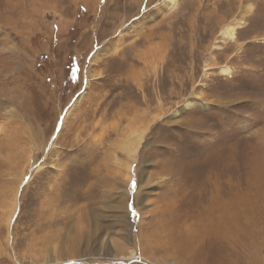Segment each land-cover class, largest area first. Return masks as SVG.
<instances>
[{
	"label": "rangeland",
	"instance_id": "1",
	"mask_svg": "<svg viewBox=\"0 0 264 264\" xmlns=\"http://www.w3.org/2000/svg\"><path fill=\"white\" fill-rule=\"evenodd\" d=\"M50 1L0 0V204L18 190L19 205L12 225L0 223V264H264V161L250 164L251 147L264 149V0H252L235 41L220 32L248 0H179L162 18V0ZM169 28L173 41L202 43L185 72L175 66L187 47L169 45L157 70L184 73L183 86L164 79L160 103L142 102L119 84L149 64L127 52H161ZM139 30L155 34L132 48ZM143 119L128 192L116 161Z\"/></svg>",
	"mask_w": 264,
	"mask_h": 264
},
{
	"label": "bare ground",
	"instance_id": "2",
	"mask_svg": "<svg viewBox=\"0 0 264 264\" xmlns=\"http://www.w3.org/2000/svg\"><path fill=\"white\" fill-rule=\"evenodd\" d=\"M31 1V0H30ZM52 1V0H51ZM50 1V2H51ZM84 1V0H83ZM149 1V0H148ZM42 2V1H41ZM140 2V0L138 1ZM33 3V2H32ZM35 3V2H34ZM37 3V2H36ZM43 3V2H42ZM39 4V3H38ZM50 4V3H49ZM46 5V4H45ZM43 6V5H42ZM179 6V0H162V2L157 6L156 8V12L155 14L157 16H160L161 18L166 16L167 14H170L174 11V9H176ZM30 7V6H29ZM33 7V6H32ZM38 7L40 6H34V8H32L31 10H33V12L36 14L38 12ZM51 7V6H50ZM129 7V6H126ZM44 8V7H43ZM49 8V7H47ZM42 9V8H41ZM254 10V4L252 2V0H248L245 4H243V8H242V12H241V16L233 19L231 22L225 24L222 29H221V36L225 39V40H231V41H235L236 37V33L237 30L240 28H243L244 25L246 24L245 21V16L249 15L252 11ZM149 9L145 10L143 14L138 15L136 17V19L132 20L131 22L128 23L127 26H125V28L120 30V35L124 33H126L127 31L131 32L132 30H136L138 26H141L144 24L145 20L147 18H149L151 15V12L149 11ZM42 12V11H41ZM46 12V11H44ZM148 12V13H147ZM171 15V14H170ZM114 18H119L120 16H118V14H114L113 15ZM160 18V19H161ZM149 23V22H148ZM169 26V25H168ZM193 26V25H192ZM200 26V25H199ZM171 28V27H170ZM168 29L167 33H162L161 32V38H162V42H160V51L161 52H157L153 49H149L146 48L144 49L143 53L141 52L140 54H132V50L127 52V58L130 60H141L144 63L149 64V66L147 67V73H142L141 70L140 71H136L133 70L131 68L132 64L129 63L128 59H124L125 63L130 64V66L128 67V69L125 71V67L123 66L122 68L119 69V72L122 74L123 71L128 72L130 70L131 73L125 74L123 76V79L121 80V83L119 84V86L121 88H125V90H129L132 91V88L134 89V91L137 89L140 91V96L142 98V102H153V101H157L160 103V99H162L164 97V79H169V80H173L172 82L173 84H176V86H183L182 82H184V79L182 78V75L184 76V73L181 75H177L176 72H170L168 73V68L165 67V65L161 66L158 72L157 70V65L159 63L160 60H162V57L164 56V51L166 52L167 48L169 47V45H172L173 43H179L181 46L183 47H187L186 50H188V54L186 55H179L176 59V61L180 60L183 61L185 64V66H175L177 68L183 69V72L187 71V63L188 60L192 57V55L197 51V45L202 43V40H197V42H190V44L186 43L185 41H180L179 39L176 41H173L172 39L175 38L174 35H171V32L174 29ZM193 28V27H192ZM200 28V27H199ZM199 28H197V31L199 30ZM194 30V29H193ZM192 32V31H191ZM138 34H140V37L138 39H136V41L132 44V48L135 47L137 44L139 43H143V42H148L151 41L153 39V36L155 34L154 31H151V33H142V30H139ZM199 34V33H198ZM206 32H202V37H205ZM191 35V34H190ZM192 37V36H191ZM197 38V37H196ZM238 39V38H237ZM236 39V40H237ZM170 40V41H169ZM151 44V43H150ZM156 45V44H155ZM219 45L217 44V42H215L214 47H218ZM141 47V46H140ZM158 48V47H157ZM171 48V47H170ZM185 50V51H186ZM150 52L152 55H148L147 52ZM148 52V53H149ZM167 53V52H166ZM126 54L125 51H123L122 56ZM147 54V56H146ZM150 56V57H149ZM165 58V57H163ZM166 59V58H165ZM210 60V58H209ZM163 62V61H162ZM134 65V64H133ZM152 65V66H150ZM208 67L210 66V63L208 62L206 64ZM214 65H212L213 67ZM149 67L151 69V71H149ZM134 68V67H133ZM178 70V69H177ZM144 71V70H143ZM221 71L222 73H226V74H230L233 70L228 66V65H222L221 66ZM124 72V73H125ZM145 75V77H143ZM100 76V78L103 79V81H108L111 80L114 75L112 76ZM142 79V81H141ZM90 79H86L85 82V87L83 92L81 93L79 97V99L81 97H83V95L85 94L86 89L89 87L90 84ZM182 81V82H180ZM120 82V81H119ZM114 83V82H113ZM104 85V84H103ZM173 88V87H172ZM171 89V88H170ZM171 91V90H170ZM126 92V91H125ZM144 92H146V94H144ZM173 93V92H172ZM122 94V93H121ZM128 95V94H127ZM171 95V94H170ZM122 95L118 96L119 99H121L122 101ZM132 96H130L131 98ZM124 99V98H123ZM205 100V104H208V101L203 98ZM113 101H116L115 98L113 99ZM77 104V103H76ZM124 105V104H123ZM149 105V104H148ZM187 106V108H191L194 106V104L192 102H187L185 104ZM75 106V104H74ZM129 109H132L133 107L131 105H127ZM150 106V105H149ZM163 108V107H162ZM135 109V108H134ZM137 110H139L138 108H136ZM165 109V108H164ZM122 110V109H121ZM131 111V110H130ZM136 111V110H135ZM140 111H142L141 115H139V118H145V116H147L148 111L147 109L143 108L140 109ZM159 114H156L153 116V121L156 120H161L162 117H164V113L159 110ZM94 113V112H93ZM147 119V118H145ZM143 119V121L145 120ZM152 121V122H153ZM145 122V121H144ZM146 123V122H145ZM150 123V121H149ZM142 124V123H141ZM93 125V124H92ZM139 125V124H138ZM151 125V124H149ZM149 125L146 123H143V126L141 127V129H136V130H132L129 135L125 138L126 141V145L122 146V150L125 152L126 156L124 157L123 160H117L116 162H119V166L118 169L122 170V168L125 167V179L124 182L126 184L127 187H129L127 189V191L129 192L130 190V184H131V171H133L134 167L136 168L140 163V147L141 144L146 140V134L147 131L149 129ZM154 125V124H153ZM178 125V124H177ZM151 128V127H150ZM114 131V130H112ZM90 135V134H89ZM252 135H248L245 137V140L247 142H250ZM257 137H254V139H256ZM97 140V139H96ZM243 140V138H242ZM82 141V140H81ZM78 142V141H77ZM97 142V141H96ZM82 143V142H81ZM241 143V142H240ZM123 144V143H122ZM238 144V142H237ZM56 146V143L54 142V139H52L50 141L49 144V150H51L52 148H54ZM87 147V146H86ZM98 147V146H97ZM237 147V146H236ZM245 147V146H244ZM55 149V148H54ZM233 149V148H232ZM48 150V152H49ZM253 151V157L250 158L251 165H254L255 169L258 168V166L260 167V164L264 161L261 159L264 158L262 155L263 152V148H261L260 146H258L257 144H255V146L251 147V149ZM249 150V151H250ZM47 152V153H48ZM237 152V151H236ZM24 153V152H23ZM98 154V153H97ZM210 154V153H209ZM249 154V153H248ZM118 155V154H117ZM32 152H27L26 158L29 161L30 158H32ZM116 156V155H115ZM121 157V156H120ZM123 157V156H122ZM143 157V156H141ZM145 158V157H144ZM115 160V159H114ZM145 161V159H144ZM113 162V161H112ZM84 163V162H83ZM66 164V163H65ZM118 165V163L116 164ZM71 166V165H69ZM76 166V165H75ZM44 167V165L41 164H36L33 169L35 170H39L42 169ZM65 167V166H64ZM117 167V166H116ZM203 168V167H202ZM21 169V168H20ZM89 169V168H88ZM118 169L116 171H118ZM163 170H166L165 167H162ZM254 169V170H255ZM82 170V167L78 168V173H80ZM124 171V170H123ZM98 172V171H97ZM75 173V172H74ZM94 175V174H93ZM124 175V174H123ZM71 176V175H70ZM98 176V175H97ZM66 177V176H65ZM68 177V176H67ZM75 180V179H74ZM18 187V186H17ZM20 187V186H19ZM126 187V188H127ZM207 187V191L210 188V181L207 182L206 184ZM17 190V189H16ZM18 190L15 192V194L10 197L8 200H6V202L4 201V203L2 202V204H0V223H4L7 226L12 225V223L14 222L15 216H16V212H17V207L19 206L18 203ZM6 199V198H5ZM208 207H210V201L209 204L207 205ZM224 208V207H221ZM18 259H16V262L19 264V262L17 261ZM55 262H57V260L54 258L53 259ZM76 260V259H75ZM82 260V259H81ZM69 261H73V260H68L66 262Z\"/></svg>",
	"mask_w": 264,
	"mask_h": 264
},
{
	"label": "trees",
	"instance_id": "3",
	"mask_svg": "<svg viewBox=\"0 0 264 264\" xmlns=\"http://www.w3.org/2000/svg\"><path fill=\"white\" fill-rule=\"evenodd\" d=\"M71 73H68V81H70V79H71Z\"/></svg>",
	"mask_w": 264,
	"mask_h": 264
},
{
	"label": "snow or ice",
	"instance_id": "4",
	"mask_svg": "<svg viewBox=\"0 0 264 264\" xmlns=\"http://www.w3.org/2000/svg\"><path fill=\"white\" fill-rule=\"evenodd\" d=\"M133 187H135V182H133Z\"/></svg>",
	"mask_w": 264,
	"mask_h": 264
}]
</instances>
